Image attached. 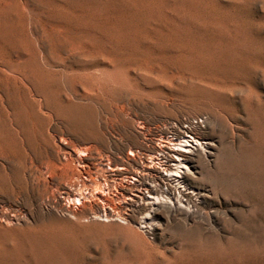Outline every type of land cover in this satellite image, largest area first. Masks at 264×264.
I'll return each instance as SVG.
<instances>
[{
  "label": "rangeland",
  "instance_id": "1",
  "mask_svg": "<svg viewBox=\"0 0 264 264\" xmlns=\"http://www.w3.org/2000/svg\"><path fill=\"white\" fill-rule=\"evenodd\" d=\"M0 98L6 134L34 143L51 126L128 176L114 221L94 219L93 199L22 202L27 223L0 225V264H264V0H0ZM186 132L212 148L190 157L182 194L155 170L132 181ZM19 176L1 171L0 187ZM141 183L184 207L143 231L123 201Z\"/></svg>",
  "mask_w": 264,
  "mask_h": 264
},
{
  "label": "bare ground",
  "instance_id": "2",
  "mask_svg": "<svg viewBox=\"0 0 264 264\" xmlns=\"http://www.w3.org/2000/svg\"><path fill=\"white\" fill-rule=\"evenodd\" d=\"M32 101L36 104L38 113L47 115L48 108L44 106L42 99L33 98ZM0 104L9 105L4 98H0ZM8 109L4 108L7 113ZM10 126L11 136L0 129V172L9 170L14 173L17 169L20 176L19 179L9 180L7 190L0 187V201H3L0 225L15 227L27 223L28 216L20 206L22 202H31L32 206L41 211H63L72 203L93 199L103 204L102 208L97 206L94 209V219L114 221L119 217L120 212L115 210L113 204L115 206L114 202L124 196L119 185L128 176L124 173L126 168L117 157L110 156L101 146L65 137L61 133L63 131L52 129L51 126L36 129L33 132L34 143H30L27 135H23L17 126ZM158 148L163 161L147 160L131 175V179L140 184L143 176L155 170L163 181L173 185L174 196L175 193L182 194L181 191H185L183 182L191 172L188 163L190 157L200 152L209 154L212 144L200 142L186 132L174 142ZM93 149L96 150L95 154H91ZM135 153H138L136 144L130 147L129 154ZM123 201L140 208L143 216L137 224L143 231L155 227L154 220L160 209L166 206L173 210L184 207L179 197L172 202L170 198L160 196L156 188L143 183Z\"/></svg>",
  "mask_w": 264,
  "mask_h": 264
}]
</instances>
